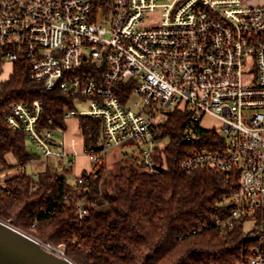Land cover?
Instances as JSON below:
<instances>
[{
	"label": "built area",
	"instance_id": "built-area-1",
	"mask_svg": "<svg viewBox=\"0 0 264 264\" xmlns=\"http://www.w3.org/2000/svg\"><path fill=\"white\" fill-rule=\"evenodd\" d=\"M31 64V80L49 91L61 90L85 111L65 109L102 122L97 147L87 159L103 164L114 149L140 147V163L159 173L155 150L163 121L178 110H191L187 140L208 115L220 122L216 131L224 150L197 151L182 170L202 168L225 173L238 168L240 185L224 204V219L200 222L189 235L232 230L242 219L254 244L235 264H264V5L243 0H0V60ZM138 98L133 100V98ZM43 104L13 103L6 118L47 158H70L65 133L38 132ZM50 123L53 125L51 119ZM208 130V129H206ZM214 130V129H209ZM57 147V148H56ZM73 162V160H71ZM162 168V167H161ZM91 173V172H90ZM86 174L89 176V174ZM78 186L84 183L79 176ZM79 218L88 215L81 202ZM47 250L67 257L64 250Z\"/></svg>",
	"mask_w": 264,
	"mask_h": 264
},
{
	"label": "trees",
	"instance_id": "trees-1",
	"mask_svg": "<svg viewBox=\"0 0 264 264\" xmlns=\"http://www.w3.org/2000/svg\"><path fill=\"white\" fill-rule=\"evenodd\" d=\"M3 67L0 60V175L18 173L0 185V220L43 244L63 247L75 264H235L249 257L254 239L244 219L226 232L212 229L189 235L200 222L228 216L229 205L224 202L241 179L238 168L225 173L202 168L190 175L182 170L184 159L197 151L225 149L215 130L198 127L199 139L187 140L191 110L172 112L157 129L156 139L167 142L154 155L162 172L147 171L140 163V147L133 143L123 146L134 149L135 155L109 182L104 176L105 159L103 164H93L89 176H81V186L78 177L72 184L61 175L73 172L69 157L45 158L48 166L34 177L28 172L29 163L43 156L30 152L29 135L13 129L6 119L13 103L43 104L40 134L66 132L71 120L65 118V109L76 110L77 104L67 93L49 91L43 83L32 81L26 59L13 65L6 81L1 80ZM75 117L85 150L100 151L101 120ZM9 155L17 161L14 166L7 162ZM81 202L89 212L83 219L77 209Z\"/></svg>",
	"mask_w": 264,
	"mask_h": 264
},
{
	"label": "rangeland",
	"instance_id": "rangeland-1",
	"mask_svg": "<svg viewBox=\"0 0 264 264\" xmlns=\"http://www.w3.org/2000/svg\"><path fill=\"white\" fill-rule=\"evenodd\" d=\"M243 3L245 4V6L264 5V0H255L254 2H251L249 4H248L247 0H245V1L243 0ZM12 70H13V64L11 62H6L4 64L3 71L1 73L2 74L1 80H3V81L8 80L10 78ZM137 99L138 98H136V97L133 98V100H137ZM76 109L79 111H85L86 112L89 109V105L87 102H80L77 104ZM73 120H76V117L72 118L70 123H72ZM201 125L205 129H208V130L209 129H214L216 131L220 130L219 129L220 128L219 120L216 117H213L211 115H208L206 118H204L203 121L201 122ZM72 130H74V127L71 126V132H72ZM63 137L64 136L62 133L57 132L56 137H55L56 143L61 142ZM58 143H57V146H59ZM166 143L167 142L165 141L164 144H166ZM27 149H29L30 152L35 153L41 157L43 156V159L41 161L35 162L34 166L31 165V162H33V161H31L29 163L30 167L28 168V172L30 174H33L34 177H37L38 173H42L46 169V167L48 166L47 163H49V162H47V160L45 159L46 157L44 156L43 151L30 138L27 141ZM77 150L79 151V148H77ZM134 155H135L134 149H132L131 147L127 148V147L123 146V147H118V149L112 150L107 155V157L105 159L106 160L105 161L106 162V173L104 176L106 178V181L109 182L112 179L111 176L114 175L115 173H117L122 165L128 164L130 162L129 159L133 158ZM81 156L82 155H80V156L75 155V157H73V162H75L76 164H73V172L71 174H68L67 172H64V171L61 172V175L68 178L70 183H72V184H74L76 182V179H77L76 177H78L80 175V173H81L80 169L87 166L86 161ZM49 158H53V157H49ZM64 163L66 165L69 164L67 160H64ZM17 173H18L17 170H12V171H7V172L1 174L0 175V185H3V183L5 182V179H7L8 177H12L13 175H15ZM246 228L249 231L252 228L251 224L250 223L247 224ZM45 244H48V243H45ZM53 248H55L57 250H60V249L64 250L63 247H60V248L53 247Z\"/></svg>",
	"mask_w": 264,
	"mask_h": 264
},
{
	"label": "water",
	"instance_id": "water-1",
	"mask_svg": "<svg viewBox=\"0 0 264 264\" xmlns=\"http://www.w3.org/2000/svg\"><path fill=\"white\" fill-rule=\"evenodd\" d=\"M158 169L159 172L163 171L161 167ZM0 264L75 263L68 257L50 252L46 244L0 220Z\"/></svg>",
	"mask_w": 264,
	"mask_h": 264
},
{
	"label": "crops",
	"instance_id": "crops-1",
	"mask_svg": "<svg viewBox=\"0 0 264 264\" xmlns=\"http://www.w3.org/2000/svg\"><path fill=\"white\" fill-rule=\"evenodd\" d=\"M245 1V0H244ZM255 0H247L248 4L251 2H254ZM71 126L74 127V130L71 132ZM65 133L64 137V148L66 149L68 155H70V159L73 160V157L80 156L84 158V160L87 163V166L83 167L80 169V175L82 176L84 173H90L93 170V163H90V161L87 159V157L84 154V146H83V137L82 133L80 132L78 128V120H73L72 123L70 121L68 122V129ZM80 142V143H79ZM79 148V151L77 148ZM7 162L10 166H14L16 164V159L13 155L7 156ZM38 162V161H36ZM76 164L75 162H73ZM89 163V164H88ZM31 165H35V162H31ZM78 176V177H79Z\"/></svg>",
	"mask_w": 264,
	"mask_h": 264
}]
</instances>
